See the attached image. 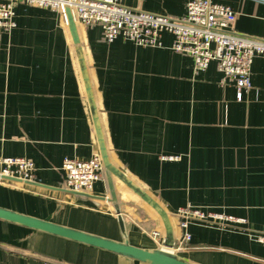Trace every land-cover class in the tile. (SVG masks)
<instances>
[{"label":"crops","instance_id":"1","mask_svg":"<svg viewBox=\"0 0 264 264\" xmlns=\"http://www.w3.org/2000/svg\"><path fill=\"white\" fill-rule=\"evenodd\" d=\"M134 10L182 16L188 0H121ZM241 12L235 29L264 38V8L249 0H211ZM15 27L0 32V156L33 160L34 181L61 186L65 158L98 154L73 45L62 12L15 6ZM111 161L169 213L172 252L198 264H264V57L251 64V87L236 99L218 84L215 62L120 38L97 25L78 27ZM174 157V159H169ZM114 187L128 242L164 248L158 215L126 187ZM89 194L108 198L105 174ZM0 206L122 241L113 205L0 180ZM223 213L242 224L187 226L178 208ZM159 232L154 237L152 232ZM0 264H143L124 256L0 220Z\"/></svg>","mask_w":264,"mask_h":264},{"label":"built area","instance_id":"2","mask_svg":"<svg viewBox=\"0 0 264 264\" xmlns=\"http://www.w3.org/2000/svg\"><path fill=\"white\" fill-rule=\"evenodd\" d=\"M264 8V0H249ZM62 0H0V32H10L16 25L15 6L34 5L62 12ZM78 27L97 25L107 43L120 38L142 47H161L162 34L169 33V48L192 59L193 69L203 71L215 62L222 87L233 86L236 99L251 87V64L255 57H264V38L243 34L235 29L241 12L211 0H188L182 16L134 10L121 0H68ZM63 14V13H62ZM174 159V157H169ZM61 186L65 189L90 192L104 171L99 154L88 159L65 158L61 165ZM0 176L34 181L32 159L22 156H0ZM182 234L180 244L190 240V222L242 224L245 220L223 213L204 211L190 206L178 208ZM154 237L160 234L152 232ZM264 244V234L254 236Z\"/></svg>","mask_w":264,"mask_h":264},{"label":"water","instance_id":"3","mask_svg":"<svg viewBox=\"0 0 264 264\" xmlns=\"http://www.w3.org/2000/svg\"><path fill=\"white\" fill-rule=\"evenodd\" d=\"M62 1V13L76 56L86 101L91 115L98 154L101 159L110 196L106 198L104 196H97L89 194L87 192L51 187L35 181L21 180L19 178L8 176H0V180L23 183L25 185L46 188L50 190H59L68 194L82 196L92 200H107L113 205L124 239L122 241L109 239L82 230L57 224L49 220H44L28 214L20 213L18 211L1 206L0 220L10 222L31 230L43 232L52 236L112 252L143 264H198L191 262L169 250V248H172L174 245V228L169 213L160 205V203L156 199L148 194L143 188H141V186L134 182L111 161L101 127L98 107L90 81L79 28L74 19L72 8L68 3V0ZM114 180H117L120 184L126 187L130 192H132L137 198H139L158 215L164 229V238L162 241L164 248H141L134 246L128 242L124 231L123 220L120 214V208L114 187Z\"/></svg>","mask_w":264,"mask_h":264}]
</instances>
